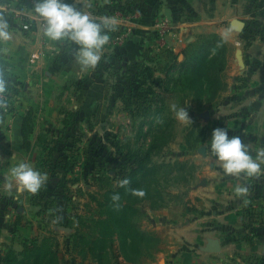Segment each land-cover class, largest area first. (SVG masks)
Listing matches in <instances>:
<instances>
[{"label":"crops","instance_id":"1","mask_svg":"<svg viewBox=\"0 0 264 264\" xmlns=\"http://www.w3.org/2000/svg\"><path fill=\"white\" fill-rule=\"evenodd\" d=\"M14 3L26 6L36 23L25 31L8 18L11 39L0 41V79L14 103L10 113L0 109V154L7 161L0 168L9 172L17 162L28 163L22 129L31 113L46 122H62L56 117L63 108L75 109L69 116L76 117L101 102L105 107L109 79L126 77L132 70L125 61L139 62L140 76L148 70L154 78L168 77L173 61L186 66L185 53L212 37L224 40L228 47L226 84L213 100L216 123L229 128L230 135L241 136L253 150L264 143V0H78L85 11L97 7V16L118 18L119 25L109 36L133 32L120 46L112 47L108 41L99 64L87 70L76 63L74 45L44 37L33 11L35 0ZM118 10L123 16L114 13ZM0 15L7 17L1 4ZM163 20L169 30L161 36L162 26L157 23ZM237 21L244 22L242 30ZM238 40L243 41L241 47L236 45ZM153 83L150 89L157 93L160 87ZM146 101V105L156 104L152 95ZM200 153L192 164L195 182L182 209L164 205L149 210L148 221L139 227L152 243L149 254L135 264H243L242 251L249 256L246 264H264V173L258 178L225 176L211 151L204 146ZM237 183L247 184L248 193L237 196ZM15 201L12 197L10 202ZM10 228L0 224V250L5 243L17 250V230Z\"/></svg>","mask_w":264,"mask_h":264},{"label":"rangeland","instance_id":"2","mask_svg":"<svg viewBox=\"0 0 264 264\" xmlns=\"http://www.w3.org/2000/svg\"><path fill=\"white\" fill-rule=\"evenodd\" d=\"M196 50L198 46L188 50L189 55ZM127 65L131 73L134 69L139 73L135 59L125 61ZM172 66L173 73L161 78L143 69L142 85L135 82L133 86L125 75L108 78V105L102 107L101 102L83 115L69 116L75 109L63 108L56 117L62 122H46L34 113L27 116L31 140L25 147L26 159L47 173L48 179L36 194L17 191L9 189V172L0 168V224L15 228L19 237L17 250L6 243L1 248L0 262L9 253L20 255L25 246L44 249L41 264H135L149 254L152 237L148 233L142 231L144 238L132 241L136 226L138 230L144 226L149 210L164 205L182 209L195 182L192 164L199 160L212 130L219 127L217 106L208 101L211 92L195 85L198 77L192 67L177 61ZM220 79L224 88L225 71ZM153 82L160 87L157 93L149 90ZM148 95L155 99V106L146 105ZM6 96L12 112L14 103L7 92ZM185 102L192 122L178 120L172 110L173 104L185 106ZM92 113L96 116L90 118ZM6 162L0 154V167ZM140 163L151 170L145 177L131 174ZM130 174L138 183L125 191L120 181L129 180ZM133 189L143 190L144 195H133ZM115 193L124 198L121 206L106 207L104 200ZM12 197H16L14 203ZM119 210L120 224L111 218ZM120 227L125 228L126 241ZM240 255L246 264L249 256L245 251Z\"/></svg>","mask_w":264,"mask_h":264},{"label":"clouds","instance_id":"3","mask_svg":"<svg viewBox=\"0 0 264 264\" xmlns=\"http://www.w3.org/2000/svg\"><path fill=\"white\" fill-rule=\"evenodd\" d=\"M34 14L39 18L44 37L50 41L68 42L75 46L74 59L84 70L94 69L102 59L104 47L109 41V32L115 31L119 20L111 15H92L79 5L78 0L69 3L68 0H35ZM10 20L0 15V41L11 39ZM7 88L0 79V109H6ZM185 106L172 105L175 116L180 121H191ZM210 146L213 157L219 162L225 176L258 178L264 173V143L251 149L243 142L241 136L230 135L229 128L216 127L212 130L205 150ZM47 173L32 167L31 164L20 161L9 169L8 187L13 183L17 191H28L36 194L46 184ZM121 186L129 184L124 178ZM234 191L237 196L248 193L247 184L237 183ZM133 195L143 196V190L133 189ZM119 193L112 196L113 201H119Z\"/></svg>","mask_w":264,"mask_h":264},{"label":"trees","instance_id":"4","mask_svg":"<svg viewBox=\"0 0 264 264\" xmlns=\"http://www.w3.org/2000/svg\"><path fill=\"white\" fill-rule=\"evenodd\" d=\"M69 3L74 2V0H68ZM227 56V47L224 42V40L218 38V37H212L209 39H206L202 42V44L198 47V50L194 51L192 56L189 55V52L185 53L186 57V67L191 66L192 73L194 75H197L198 81L195 83V85L198 86H205V89L209 90L211 94H209L208 101H213L216 99L219 92L223 89L222 82L220 79V75L225 71L226 68V59ZM132 71V70H131ZM130 73L126 76L127 80L130 81V83H133V86L135 82H138L139 85H142V81L140 80V74L138 73L137 69H134V73ZM208 81V82H207ZM150 92H152L151 89H149ZM27 118V117H26ZM24 119V125L22 129L24 142H26L27 146V129L25 126V121L27 119ZM148 172H151L146 166L142 165L141 163L136 166V168L131 172L133 175L142 174L143 177L146 176ZM130 174V176H131ZM133 175L129 179V184L124 185L125 191H128V188L133 187V183L137 184L138 180H135L133 178ZM124 198L120 199L119 201H113L111 194L106 197L104 200L105 206H112L111 203H119L121 206V203ZM126 199V197H125ZM130 199V198H129ZM117 204L115 205V207ZM121 210H119L118 214H113L111 218L117 219V223L120 224V217H121ZM122 218V217H121ZM119 234L122 235L121 238L127 239L126 236H124L125 228H119ZM136 236L133 237L132 241L136 243L137 239L139 237L144 238V234L142 231L138 230V227L136 226L135 229ZM135 239V240H134ZM126 241V240H124ZM44 249H36V248H29L25 246L24 252L15 255V253H9L8 257H6V261L3 262V264H24V262H31V264H41L43 258L45 255H43ZM13 255V257H11ZM20 257V260H19Z\"/></svg>","mask_w":264,"mask_h":264},{"label":"built area","instance_id":"5","mask_svg":"<svg viewBox=\"0 0 264 264\" xmlns=\"http://www.w3.org/2000/svg\"><path fill=\"white\" fill-rule=\"evenodd\" d=\"M0 4L4 8V12L7 15V18H9L12 21L19 22L23 30L30 31L35 25L36 21L32 19L31 16L28 14V11L26 10V6L21 4L19 5L15 4L14 0H0ZM98 12L99 10L97 7H94L89 11V13L92 15H98ZM114 13H116L117 16H123L121 10H118ZM157 25L162 26V30L161 32H159L161 36H163L164 33L169 30L168 27L165 28L167 24L164 20L159 21ZM132 37H133V32L131 30H124L118 33L111 34L109 36V43L112 47L114 46L117 47L120 46L125 40L130 39ZM250 37L251 36H246V38H250ZM236 45L241 47L243 45V41L238 40L236 42ZM6 98L8 99L7 96ZM4 111L10 113L11 106L9 103L7 108L4 109Z\"/></svg>","mask_w":264,"mask_h":264},{"label":"water","instance_id":"6","mask_svg":"<svg viewBox=\"0 0 264 264\" xmlns=\"http://www.w3.org/2000/svg\"><path fill=\"white\" fill-rule=\"evenodd\" d=\"M236 26H237V28H238L239 30H242L243 27H244V22H243V21H237V22H236ZM204 117L207 118V115L204 114ZM214 250H215V251H218V250H219V243H218L217 241L214 242Z\"/></svg>","mask_w":264,"mask_h":264}]
</instances>
